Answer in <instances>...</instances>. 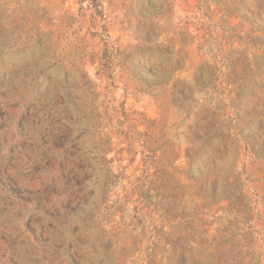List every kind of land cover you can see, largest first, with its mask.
<instances>
[{"label":"rangeland","instance_id":"1","mask_svg":"<svg viewBox=\"0 0 264 264\" xmlns=\"http://www.w3.org/2000/svg\"><path fill=\"white\" fill-rule=\"evenodd\" d=\"M9 154L0 264H264V0H0Z\"/></svg>","mask_w":264,"mask_h":264},{"label":"crops","instance_id":"2","mask_svg":"<svg viewBox=\"0 0 264 264\" xmlns=\"http://www.w3.org/2000/svg\"><path fill=\"white\" fill-rule=\"evenodd\" d=\"M19 156L17 152L14 154ZM0 156V205L6 206V213L10 221H0V253L8 250L9 247L17 240L16 232L23 227L20 215L19 205L20 199L17 192L11 186L21 188L23 185H29L27 174V166L20 164L15 158H11V154ZM33 185V184H30Z\"/></svg>","mask_w":264,"mask_h":264},{"label":"trees","instance_id":"3","mask_svg":"<svg viewBox=\"0 0 264 264\" xmlns=\"http://www.w3.org/2000/svg\"><path fill=\"white\" fill-rule=\"evenodd\" d=\"M146 83H147L148 87H151V82H146ZM188 157L191 158V156L189 154H188ZM145 159H146V166H147V168H149V163L147 162V157Z\"/></svg>","mask_w":264,"mask_h":264}]
</instances>
